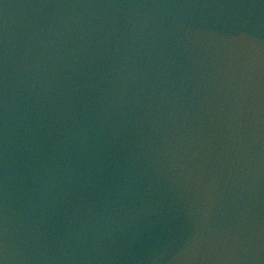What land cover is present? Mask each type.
I'll return each instance as SVG.
<instances>
[{"label": "water", "instance_id": "95a60500", "mask_svg": "<svg viewBox=\"0 0 264 264\" xmlns=\"http://www.w3.org/2000/svg\"><path fill=\"white\" fill-rule=\"evenodd\" d=\"M0 264H264V0H0Z\"/></svg>", "mask_w": 264, "mask_h": 264}]
</instances>
